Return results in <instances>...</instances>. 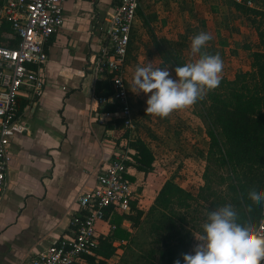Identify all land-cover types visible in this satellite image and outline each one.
I'll return each instance as SVG.
<instances>
[{
  "label": "crops",
  "instance_id": "crops-1",
  "mask_svg": "<svg viewBox=\"0 0 264 264\" xmlns=\"http://www.w3.org/2000/svg\"><path fill=\"white\" fill-rule=\"evenodd\" d=\"M150 1L142 0V4ZM117 2L65 0L63 25L45 45L47 61L40 70L45 82L43 94L32 105L24 98L18 99L28 102L21 112L28 132L14 136L8 146L11 160L0 201V264H19L25 256L47 249L65 234L77 210V195L94 187L96 175L114 152H133L125 140L116 142L113 131L105 127L119 119L115 112H103L104 106L95 102V83L106 78L89 73V64L100 49L99 22ZM150 3L159 21L156 37L175 44L169 37L174 34L165 32L169 28L164 18L157 16L156 2ZM138 23L136 19L134 24ZM126 59L129 91L137 66L158 62L159 67L161 62L158 50L142 28L134 30ZM153 172L128 169L137 189L136 208L143 212L167 180L158 184ZM260 221L264 222V208ZM112 226L115 224L111 222L98 223V236L111 235ZM120 228L132 233L126 219ZM120 243L124 242L114 241L117 247Z\"/></svg>",
  "mask_w": 264,
  "mask_h": 264
},
{
  "label": "trees",
  "instance_id": "trees-1",
  "mask_svg": "<svg viewBox=\"0 0 264 264\" xmlns=\"http://www.w3.org/2000/svg\"><path fill=\"white\" fill-rule=\"evenodd\" d=\"M232 4L254 29L258 49L249 54L248 70L237 72L232 80L222 77L217 88L209 91L203 100H198L192 106L193 115L201 121L208 140L206 150H200L198 155L205 163L201 175L202 186L194 196L184 190L174 178L167 179L146 214L136 208L135 199L131 203V214L114 216L111 223L115 224V230L111 235L98 238L97 247L94 248L96 257H88L89 264H108L118 249L114 241H127L129 233L120 228L123 219L128 220L131 227L135 228L145 215L156 216L151 221V230L156 237L154 242L162 244L166 249L165 253H160V261L164 264H174L182 247L188 245L186 241L191 230H186L184 224L189 212L195 211L193 206L205 207L206 218L208 211L230 203L239 210L245 221L257 229L263 208L257 207L252 213H248L240 200L250 188L264 190V5L249 9ZM152 6L150 2L142 4L141 0L136 11V19L139 18L140 21L139 25L132 26L127 56L134 30L142 28L158 50L161 58L159 67H167L175 74V67L184 66L187 62L178 53L177 42L172 45L165 37H156L158 21ZM8 31V26L3 25L1 32ZM245 50L250 51L248 46ZM128 63L126 59V64ZM109 80L110 77H107L104 81L95 83L96 97L111 95ZM125 84L134 116L133 110L137 104L126 81ZM27 105V101H17V117ZM102 111L114 112L115 108L105 105ZM105 127L113 131L116 142L127 141L128 147L133 151L125 164L128 169L132 167L144 174L155 171V154L148 143L136 136V126L130 139L121 119H116Z\"/></svg>",
  "mask_w": 264,
  "mask_h": 264
},
{
  "label": "built area",
  "instance_id": "built-area-1",
  "mask_svg": "<svg viewBox=\"0 0 264 264\" xmlns=\"http://www.w3.org/2000/svg\"><path fill=\"white\" fill-rule=\"evenodd\" d=\"M64 1L0 0V201L11 160L10 140L28 132L23 116H16L17 101L24 98L32 105L43 94L45 82L40 70L47 61L45 45L63 25ZM223 1L249 9L264 5V0ZM140 2L118 0L102 18L97 28L100 49L89 64V73L94 77H110L112 87L111 95L95 97L96 104L113 105L115 114L128 130L129 139L135 124L125 84V67ZM3 25L10 31L1 32ZM128 161V151L114 152L96 175L94 187L77 195V210L69 220L67 232L47 249L25 256L19 264H89L87 258L96 257L94 248L100 237L96 225L109 223L116 215H130L131 203L138 196L129 179L125 165ZM111 229L114 231L115 226ZM256 231L264 235V222H259Z\"/></svg>",
  "mask_w": 264,
  "mask_h": 264
},
{
  "label": "rangeland",
  "instance_id": "rangeland-1",
  "mask_svg": "<svg viewBox=\"0 0 264 264\" xmlns=\"http://www.w3.org/2000/svg\"><path fill=\"white\" fill-rule=\"evenodd\" d=\"M156 2L157 16L164 18L167 34L180 56L192 63L199 59V55H192L190 51L191 38L200 32L210 33L212 39L202 49L210 55H220L223 60L222 77L233 78L237 72L248 70L249 54L258 49V39L250 23L241 16L231 2L223 0H151ZM150 1V2H151ZM153 4V3H152ZM139 18H137L138 20ZM140 21V20H139ZM139 25V23H138ZM159 28V21L157 27ZM159 31V29H158ZM170 32V33H169ZM246 46L250 51L245 50ZM149 62H145L146 66ZM153 68L158 62L151 63ZM142 66V65H141ZM172 79H176L173 71L167 68ZM131 86V84H130ZM133 94V93H132ZM150 95V94H149ZM136 109L134 124L136 136L143 139L153 150L155 176L158 184L165 179L174 180L186 191L196 196L202 186L201 175L205 166L198 157L199 151H205L208 140L204 134L201 121L193 115L192 106L176 110L168 117L160 118L146 114L147 95H135ZM136 118V119H135ZM150 198L152 194L149 195ZM154 196V195H153ZM187 216L184 228L191 230L187 238L188 245L181 249L178 257L180 264H184L182 254L191 253L198 243L195 234L202 232L205 222V207H194ZM148 209L144 211L146 214ZM156 216L145 215L139 225L132 228V233L126 242L120 243L116 255L108 264H164L160 261V253H165V247L154 242L151 221ZM172 244H175L174 242Z\"/></svg>",
  "mask_w": 264,
  "mask_h": 264
},
{
  "label": "clouds",
  "instance_id": "clouds-1",
  "mask_svg": "<svg viewBox=\"0 0 264 264\" xmlns=\"http://www.w3.org/2000/svg\"><path fill=\"white\" fill-rule=\"evenodd\" d=\"M211 39V34L206 32L191 38V54H200L199 59L175 67V80L167 67L153 68L151 62L136 67L130 91L148 96L146 114L168 117L203 100L219 86L223 60L218 53L202 52ZM240 202L248 213L257 207L264 208V190L250 188ZM201 227L202 232L194 235L198 243L192 252L182 254L184 264H261L264 261V235L245 221L234 205L229 203L208 211ZM174 264H180V260Z\"/></svg>",
  "mask_w": 264,
  "mask_h": 264
}]
</instances>
